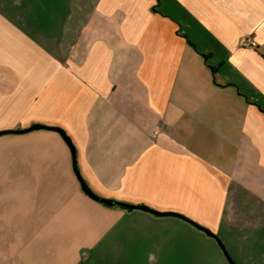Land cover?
<instances>
[{"label":"crops","instance_id":"0c3cea01","mask_svg":"<svg viewBox=\"0 0 264 264\" xmlns=\"http://www.w3.org/2000/svg\"><path fill=\"white\" fill-rule=\"evenodd\" d=\"M0 169L15 264H264V0H0Z\"/></svg>","mask_w":264,"mask_h":264},{"label":"rangeland","instance_id":"374dc122","mask_svg":"<svg viewBox=\"0 0 264 264\" xmlns=\"http://www.w3.org/2000/svg\"><path fill=\"white\" fill-rule=\"evenodd\" d=\"M7 136H18L10 135ZM11 169H0V264L17 263L16 249L13 242L21 239L22 234H18L11 222L13 210H26L28 202L19 200L17 183L14 184ZM18 179H16L17 181ZM21 188L26 186H20ZM16 256V257H15ZM23 257H20L22 259Z\"/></svg>","mask_w":264,"mask_h":264},{"label":"water","instance_id":"95a60500","mask_svg":"<svg viewBox=\"0 0 264 264\" xmlns=\"http://www.w3.org/2000/svg\"><path fill=\"white\" fill-rule=\"evenodd\" d=\"M36 129H48V130H54L56 132H58L61 137L63 138V140L66 142V144L69 146L71 153H72V157H73V170L75 173V176L83 190V192L89 196L91 199L95 200L96 202H99L101 204H105L107 206H121L123 208H127V209H140V210H144V211H149L155 215H177V214H173V213H161V212H157L155 210H152L144 205H133V204H128L125 202H120V201H116L113 199H107V198H103L101 196H98L96 193H94L91 188L88 186V184L86 183V181L83 179V177L80 174V171L78 169L77 166V160H76V150L75 147L71 141V139L69 138V136H67V134L65 133L64 130L57 128V127H48V126H42V125H34L28 129H24V130H17V131H13L12 133L15 134H23V133H27L29 131L32 130H36ZM4 133H8V132H4ZM198 228H200L201 230H203L204 232H206L209 236L214 237L218 244L220 245V247L222 248L225 256L227 257V259L229 260L230 264H235L231 258L229 257V255L227 254L223 244L221 243V241L215 236V234H213L212 232L208 231L207 229H204L198 225H196Z\"/></svg>","mask_w":264,"mask_h":264},{"label":"built area","instance_id":"2783aa9c","mask_svg":"<svg viewBox=\"0 0 264 264\" xmlns=\"http://www.w3.org/2000/svg\"><path fill=\"white\" fill-rule=\"evenodd\" d=\"M251 46H252V47H255V46H256V44H255L254 42H252V43H251Z\"/></svg>","mask_w":264,"mask_h":264}]
</instances>
